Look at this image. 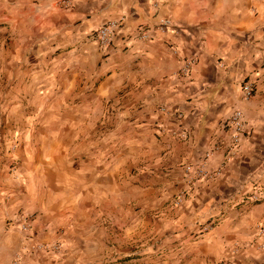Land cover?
I'll list each match as a JSON object with an SVG mask.
<instances>
[{"label": "crops", "instance_id": "crops-1", "mask_svg": "<svg viewBox=\"0 0 264 264\" xmlns=\"http://www.w3.org/2000/svg\"><path fill=\"white\" fill-rule=\"evenodd\" d=\"M58 1L0 0V264H264V0Z\"/></svg>", "mask_w": 264, "mask_h": 264}, {"label": "built area", "instance_id": "built-area-1", "mask_svg": "<svg viewBox=\"0 0 264 264\" xmlns=\"http://www.w3.org/2000/svg\"><path fill=\"white\" fill-rule=\"evenodd\" d=\"M72 6V0H59L57 3V7L63 9V10H69ZM170 26L169 21H163L160 25V27L167 29ZM121 27V21H107L106 23L102 24L96 31H94L91 34L92 41L96 42L99 47L106 49L112 46L114 36L116 31ZM136 36L138 39L143 41H150L152 37L150 36L149 32L146 28L139 27L136 30ZM196 55L189 57L184 60L181 67V72L184 75H188L191 67L195 64ZM241 91L243 94V97L245 99L250 98L254 92V85L249 82L245 81L241 86ZM160 111L163 112V114L167 116H176L177 119H181L180 113H174L172 111H168L165 108H160ZM242 114L240 111H234L224 122H223V128L230 129L232 131L231 140H232V150L237 151L240 142L246 135V130L244 128L243 120H242ZM208 158V155H206L205 159ZM204 160L201 161V163H198L197 165H190L186 167L187 174L192 175L190 177V184L192 183H198L202 180H206L209 178H212V175L207 173L204 170ZM215 175V171L214 174ZM186 199V192L182 191L177 194V196L172 201V206L174 208L181 207ZM16 223L18 224L20 230L22 232H28L30 229V222L32 221V216L26 215V214H19L15 219ZM212 226V223L209 222L207 224H204L200 230L201 232L208 231ZM259 236L264 235V222L261 223L258 227ZM61 248V245L56 244H45V243H38L34 246V249L37 251H51V252H57ZM219 264H229V261H222Z\"/></svg>", "mask_w": 264, "mask_h": 264}, {"label": "rangeland", "instance_id": "rangeland-1", "mask_svg": "<svg viewBox=\"0 0 264 264\" xmlns=\"http://www.w3.org/2000/svg\"><path fill=\"white\" fill-rule=\"evenodd\" d=\"M111 120H113V118H111ZM109 124H110V120H109Z\"/></svg>", "mask_w": 264, "mask_h": 264}]
</instances>
